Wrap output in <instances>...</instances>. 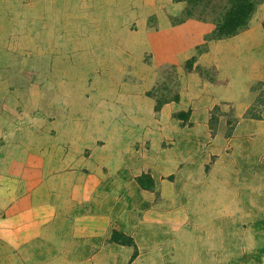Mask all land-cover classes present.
Segmentation results:
<instances>
[{"label": "crops", "instance_id": "1", "mask_svg": "<svg viewBox=\"0 0 264 264\" xmlns=\"http://www.w3.org/2000/svg\"><path fill=\"white\" fill-rule=\"evenodd\" d=\"M185 6L0 0V264H264V120L245 117L264 5L209 42L172 22ZM170 66L180 98L157 110Z\"/></svg>", "mask_w": 264, "mask_h": 264}, {"label": "trees", "instance_id": "2", "mask_svg": "<svg viewBox=\"0 0 264 264\" xmlns=\"http://www.w3.org/2000/svg\"><path fill=\"white\" fill-rule=\"evenodd\" d=\"M186 2L185 8L177 16H172L171 20L174 24L183 23L189 19H195L202 22L212 23L215 29L212 33L206 35V41L222 40L234 37L250 27V23L260 6L264 5V0H175ZM264 27V21H263ZM207 43L198 47V54L206 50ZM197 56L189 59L185 66L193 69ZM196 71L202 75L209 74L205 67L197 66ZM210 75V74H209ZM162 83H160L149 94L156 98V109L160 110L162 106L169 100H179L180 80L178 78L176 66H170L166 73L162 74ZM214 79V78H212ZM251 90L256 93V98L247 110L245 117L252 119L264 120V81L254 84ZM221 110V106H216L214 112L217 114ZM186 112L178 113V117L187 116ZM228 131L227 136H231L235 126L238 123V116L233 108L227 113ZM219 122V116L212 117V125ZM145 180H150L147 184ZM140 184L144 187L153 189L154 181L150 174H143L139 177ZM112 241L132 245L134 241L130 237L115 231L111 238Z\"/></svg>", "mask_w": 264, "mask_h": 264}]
</instances>
